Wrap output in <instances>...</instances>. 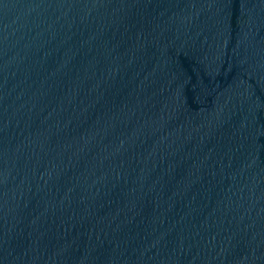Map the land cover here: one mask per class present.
<instances>
[{
  "label": "water",
  "instance_id": "obj_1",
  "mask_svg": "<svg viewBox=\"0 0 264 264\" xmlns=\"http://www.w3.org/2000/svg\"><path fill=\"white\" fill-rule=\"evenodd\" d=\"M0 264H264V0H0Z\"/></svg>",
  "mask_w": 264,
  "mask_h": 264
}]
</instances>
